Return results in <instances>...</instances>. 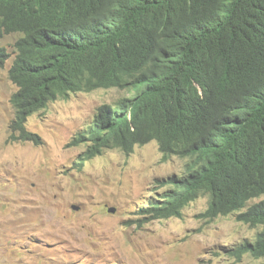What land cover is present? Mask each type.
Here are the masks:
<instances>
[{"label": "trees", "instance_id": "16d2710c", "mask_svg": "<svg viewBox=\"0 0 264 264\" xmlns=\"http://www.w3.org/2000/svg\"><path fill=\"white\" fill-rule=\"evenodd\" d=\"M15 34L11 142L43 145L26 124L58 99L128 90L69 145H87L80 165L157 142L189 162L138 214L182 218L208 196L206 220L260 229L232 254L264 259V199L249 205L264 197V0H0V40Z\"/></svg>", "mask_w": 264, "mask_h": 264}, {"label": "rangeland", "instance_id": "374dc122", "mask_svg": "<svg viewBox=\"0 0 264 264\" xmlns=\"http://www.w3.org/2000/svg\"><path fill=\"white\" fill-rule=\"evenodd\" d=\"M18 39L0 40L10 54L0 68V264L264 263L232 254L244 242H254L260 230L238 223L234 215L206 220L208 196L191 203L182 218L147 220L138 214L161 180L184 174L188 163L163 160L156 142L129 156L107 148L80 165L87 145H69L100 106L128 99L127 91L98 89L58 99L26 124L43 145L11 142L12 96L18 89L9 70Z\"/></svg>", "mask_w": 264, "mask_h": 264}, {"label": "clouds", "instance_id": "9594fccd", "mask_svg": "<svg viewBox=\"0 0 264 264\" xmlns=\"http://www.w3.org/2000/svg\"><path fill=\"white\" fill-rule=\"evenodd\" d=\"M15 35H18L19 37H21V35L20 34H15ZM111 89H113V88H111ZM116 89V88H115ZM96 91V90H95ZM124 91H127L131 96L133 95V93H131L130 91H128V90H124ZM131 96L129 97V98H131ZM123 99V98H122ZM121 99V100H122ZM121 100H119V101H121ZM118 101V102H119ZM117 102V103H118ZM117 103H115V104H106V105H111V106H114V105H116ZM153 142H155V141H153ZM151 143V142H150ZM157 143V142H156ZM149 144V143H148ZM158 144V143H157ZM145 146V145H144ZM158 147H159V144H158ZM137 148V147H136ZM135 148V149H136ZM159 151H160V149H159ZM162 154V153H161ZM162 157H163V155H162ZM179 158V157H178ZM168 160V159H167ZM188 160V159H187ZM188 162H189V160H188ZM188 164V163H187ZM187 164H186V166H187ZM186 170V169H185ZM176 175H180V174H176ZM264 199V197H262V198H260V199H255V200H259V201H261V200H263ZM254 201V200H253ZM258 201V202H259ZM252 202V201H251ZM251 202H250V204L249 205H252L251 204ZM255 203H257V202H255ZM255 203H253V204H255ZM230 216V215H229ZM235 216V215H234ZM239 223V222H238ZM242 224V223H241ZM260 230V229H259ZM259 233V232H258ZM257 238V237H256ZM256 240V239H255ZM250 255V254H249Z\"/></svg>", "mask_w": 264, "mask_h": 264}, {"label": "water", "instance_id": "95a60500", "mask_svg": "<svg viewBox=\"0 0 264 264\" xmlns=\"http://www.w3.org/2000/svg\"><path fill=\"white\" fill-rule=\"evenodd\" d=\"M72 209L75 210V211H78L79 210V208L77 206H73ZM115 211L116 210L114 208H109L108 209V212L109 213H115Z\"/></svg>", "mask_w": 264, "mask_h": 264}]
</instances>
